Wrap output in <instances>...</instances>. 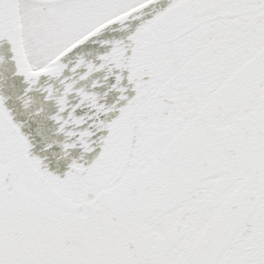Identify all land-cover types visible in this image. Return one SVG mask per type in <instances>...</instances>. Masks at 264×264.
<instances>
[{
    "label": "snow or ice",
    "instance_id": "1",
    "mask_svg": "<svg viewBox=\"0 0 264 264\" xmlns=\"http://www.w3.org/2000/svg\"><path fill=\"white\" fill-rule=\"evenodd\" d=\"M156 3L0 0L44 149H98L54 173L0 92V264H264V0Z\"/></svg>",
    "mask_w": 264,
    "mask_h": 264
},
{
    "label": "water",
    "instance_id": "2",
    "mask_svg": "<svg viewBox=\"0 0 264 264\" xmlns=\"http://www.w3.org/2000/svg\"><path fill=\"white\" fill-rule=\"evenodd\" d=\"M166 3L167 0H157L153 10L163 7ZM135 23H137V21H132L128 29H121L117 25H112L111 30L106 29L98 37L90 39L79 46L74 52H82L85 56H94L96 52L105 50L104 46H100L94 41L113 38L124 39L128 32L134 28ZM9 47L7 41L0 42V56L4 57V60L0 62V77H2V79H0V92H3V94L8 97L6 105L10 109L13 119L21 122V131L26 134L29 142L32 144V148L30 149L31 153L41 157L42 163L46 165L49 170L59 175L63 174L67 164L72 159H77L79 162L84 163L90 161L95 151L98 149H93L92 152L83 153V155H81L79 148H76L69 151L68 156H61L57 145H53L49 149H44L43 145L54 137V133L52 132L53 125L51 121L45 118L48 109L45 107L40 117H34L29 115V110L20 107L19 102L16 100V96L23 91L25 83L22 76L13 75L14 64L9 59L11 55ZM43 79L44 78L41 77V81H43ZM108 82H112V77L108 78ZM124 83H126V79H122L121 84ZM127 94L129 96L132 94L130 88L127 90ZM31 95L33 96L32 103L39 105L40 101L37 98H39L40 93L33 91ZM116 95V92H111L107 97V102H111ZM56 138L59 139V137Z\"/></svg>",
    "mask_w": 264,
    "mask_h": 264
}]
</instances>
